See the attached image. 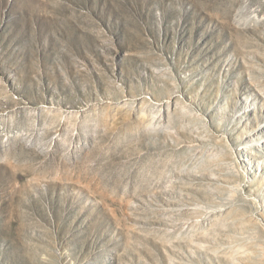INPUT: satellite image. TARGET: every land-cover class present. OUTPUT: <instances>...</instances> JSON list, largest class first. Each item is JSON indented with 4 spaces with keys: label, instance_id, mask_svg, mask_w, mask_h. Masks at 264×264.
Returning a JSON list of instances; mask_svg holds the SVG:
<instances>
[{
    "label": "rangeland",
    "instance_id": "374dc122",
    "mask_svg": "<svg viewBox=\"0 0 264 264\" xmlns=\"http://www.w3.org/2000/svg\"><path fill=\"white\" fill-rule=\"evenodd\" d=\"M0 264H264V0H0Z\"/></svg>",
    "mask_w": 264,
    "mask_h": 264
}]
</instances>
